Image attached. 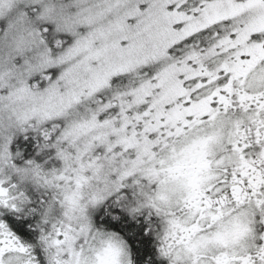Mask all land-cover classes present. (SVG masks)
<instances>
[{
	"label": "snow or ice",
	"instance_id": "6c2138e0",
	"mask_svg": "<svg viewBox=\"0 0 264 264\" xmlns=\"http://www.w3.org/2000/svg\"><path fill=\"white\" fill-rule=\"evenodd\" d=\"M0 264H264V0H0Z\"/></svg>",
	"mask_w": 264,
	"mask_h": 264
},
{
	"label": "flooded vegetation",
	"instance_id": "af4514ba",
	"mask_svg": "<svg viewBox=\"0 0 264 264\" xmlns=\"http://www.w3.org/2000/svg\"><path fill=\"white\" fill-rule=\"evenodd\" d=\"M12 220H15V218L14 219H9V220H5V222L6 223H9V226H10V228H12V230L13 231H16L17 229H16V225L15 224H13V223H11L10 221H12ZM31 231L32 230H27V233L25 234V235H23V233H18L19 235H21V238L22 239H26V240H29V242H31V240L33 239V236L32 235H30L29 233H31ZM36 237H37V235H35Z\"/></svg>",
	"mask_w": 264,
	"mask_h": 264
},
{
	"label": "rangeland",
	"instance_id": "374dc122",
	"mask_svg": "<svg viewBox=\"0 0 264 264\" xmlns=\"http://www.w3.org/2000/svg\"><path fill=\"white\" fill-rule=\"evenodd\" d=\"M29 193L32 194L33 196H35L36 200L39 201L41 192H39V191H37L35 189L33 190L32 188H30L28 194ZM7 215H11V214H7ZM37 234L39 235V233H37Z\"/></svg>",
	"mask_w": 264,
	"mask_h": 264
},
{
	"label": "trees",
	"instance_id": "16d2710c",
	"mask_svg": "<svg viewBox=\"0 0 264 264\" xmlns=\"http://www.w3.org/2000/svg\"><path fill=\"white\" fill-rule=\"evenodd\" d=\"M30 189V188H29ZM29 189H28V192H29ZM34 190V189H33ZM29 195L36 201V202H38L37 200H36V197L35 196H33L32 194H30L29 193ZM40 197H41V194H40ZM9 216V218H11V219H14L15 217L14 216H11V215H8ZM16 219V218H15ZM29 230H32V229H29ZM20 233H23V235H25L26 233H27V231H24V232H20ZM35 235H36V233H35Z\"/></svg>",
	"mask_w": 264,
	"mask_h": 264
}]
</instances>
